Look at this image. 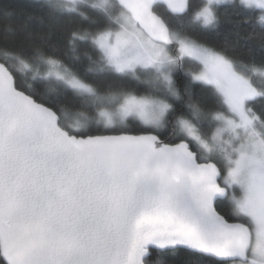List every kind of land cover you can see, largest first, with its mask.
I'll return each instance as SVG.
<instances>
[{
  "label": "snow or ice",
  "instance_id": "6c2138e0",
  "mask_svg": "<svg viewBox=\"0 0 264 264\" xmlns=\"http://www.w3.org/2000/svg\"><path fill=\"white\" fill-rule=\"evenodd\" d=\"M34 6L0 5V264H264V0Z\"/></svg>",
  "mask_w": 264,
  "mask_h": 264
},
{
  "label": "trees",
  "instance_id": "16d2710c",
  "mask_svg": "<svg viewBox=\"0 0 264 264\" xmlns=\"http://www.w3.org/2000/svg\"><path fill=\"white\" fill-rule=\"evenodd\" d=\"M0 5H9L19 11L31 12L37 15L41 14L40 9L34 6V0H0ZM24 19L25 17L22 15L14 16L12 22L13 24H17L22 22ZM231 28L232 25L228 20H222L219 30L216 33H212L205 37L206 42L214 46H220L223 43L224 38L229 35ZM24 38L25 37L22 34L5 36L3 33V23H0V44H3L5 40L11 43ZM51 38L55 40L58 36L57 34H53ZM183 261L184 257L178 256L174 259L173 264H183Z\"/></svg>",
  "mask_w": 264,
  "mask_h": 264
}]
</instances>
